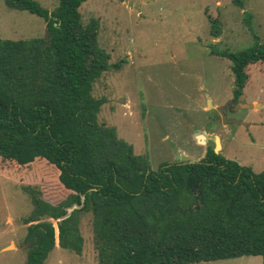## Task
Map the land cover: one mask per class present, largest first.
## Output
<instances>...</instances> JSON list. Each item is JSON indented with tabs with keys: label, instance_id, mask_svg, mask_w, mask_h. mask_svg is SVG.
<instances>
[{
	"label": "trees",
	"instance_id": "16d2710c",
	"mask_svg": "<svg viewBox=\"0 0 264 264\" xmlns=\"http://www.w3.org/2000/svg\"><path fill=\"white\" fill-rule=\"evenodd\" d=\"M0 1L40 18L45 33L0 40V160L18 167L41 160L57 172L37 189L46 200L27 192L32 209L22 221L37 223L21 240L23 264H45L55 236L60 249L80 255V214L90 216L97 264L240 257L264 264V172L255 174L211 146L197 162L151 170L146 155L134 154L114 128L98 122L106 100L93 97L92 88L111 65L98 46L97 20L81 23L85 0H57L50 12L33 0ZM210 35L218 36L214 22ZM217 55L230 62L236 98L246 67L264 63V42ZM72 204L79 208L65 216ZM47 218L59 219L56 235Z\"/></svg>",
	"mask_w": 264,
	"mask_h": 264
},
{
	"label": "rangeland",
	"instance_id": "374dc122",
	"mask_svg": "<svg viewBox=\"0 0 264 264\" xmlns=\"http://www.w3.org/2000/svg\"><path fill=\"white\" fill-rule=\"evenodd\" d=\"M50 12L57 0H33ZM238 1V3H237ZM81 23L98 22V46L111 68L93 84L92 95L106 102L98 122L112 127L136 155H146L151 170L161 163L197 162L207 146L255 174L264 172V63L248 65L241 94L251 109H216L235 105L230 62L217 54L245 50L264 42V0H85ZM248 21V26L247 22ZM214 22L218 36L210 35ZM44 23L0 1V40L43 38ZM117 65L118 69L112 68ZM200 137V138H199ZM57 172L41 160L18 167L0 160V264H23L21 240L31 209L27 192L37 193ZM43 196V197H42ZM46 200V199H45ZM79 208L65 207L66 215ZM56 229L59 219H44ZM40 221H43L41 219ZM81 253L60 249L57 240L45 264H97L89 214H80ZM198 264H261L240 257Z\"/></svg>",
	"mask_w": 264,
	"mask_h": 264
},
{
	"label": "water",
	"instance_id": "95a60500",
	"mask_svg": "<svg viewBox=\"0 0 264 264\" xmlns=\"http://www.w3.org/2000/svg\"><path fill=\"white\" fill-rule=\"evenodd\" d=\"M237 102L235 105H231L230 102H225L222 106L218 107L216 109L217 114L219 115V119L217 121L224 123L225 125H229V124H235V125H240V126H245L243 123L241 122H236L234 120H228L225 118V112L227 109H231V110H235L236 108H240V109H251V108H255V106L258 105H254L251 106L249 104H243V100H244V95L240 94L237 98H236ZM216 149V143H215V147L213 149V151L215 152ZM216 153V152H215ZM57 234V230L55 229V235ZM56 239V236H55ZM57 240V239H56Z\"/></svg>",
	"mask_w": 264,
	"mask_h": 264
},
{
	"label": "bare ground",
	"instance_id": "6f19581e",
	"mask_svg": "<svg viewBox=\"0 0 264 264\" xmlns=\"http://www.w3.org/2000/svg\"><path fill=\"white\" fill-rule=\"evenodd\" d=\"M199 138H200V137H199ZM218 147H219V146H218V143H217V141H216V149H218Z\"/></svg>",
	"mask_w": 264,
	"mask_h": 264
}]
</instances>
